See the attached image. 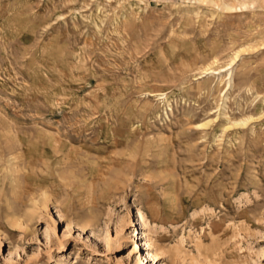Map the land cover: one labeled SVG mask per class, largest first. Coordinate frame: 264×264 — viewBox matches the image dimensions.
<instances>
[{"label": "rangeland", "instance_id": "rangeland-1", "mask_svg": "<svg viewBox=\"0 0 264 264\" xmlns=\"http://www.w3.org/2000/svg\"><path fill=\"white\" fill-rule=\"evenodd\" d=\"M0 264H264V0H0Z\"/></svg>", "mask_w": 264, "mask_h": 264}, {"label": "bare ground", "instance_id": "bare-ground-1", "mask_svg": "<svg viewBox=\"0 0 264 264\" xmlns=\"http://www.w3.org/2000/svg\"><path fill=\"white\" fill-rule=\"evenodd\" d=\"M224 5H225V4H224ZM223 9L229 10L230 8H229L228 6H223ZM231 9H232V8H231ZM241 9H242V7H241ZM139 215H140V214H139ZM141 217H142V215H141ZM139 218H140V216H139ZM139 250H140L139 242H138V241H135V242H134V245L131 246V247L129 248V251H130V253H129V257H131V256H135V254H139V253H138ZM131 258H132V257H131Z\"/></svg>", "mask_w": 264, "mask_h": 264}]
</instances>
